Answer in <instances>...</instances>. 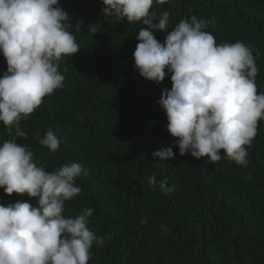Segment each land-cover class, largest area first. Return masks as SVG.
I'll use <instances>...</instances> for the list:
<instances>
[{"label": "trees", "instance_id": "16d2710c", "mask_svg": "<svg viewBox=\"0 0 264 264\" xmlns=\"http://www.w3.org/2000/svg\"><path fill=\"white\" fill-rule=\"evenodd\" d=\"M59 4L72 22L83 19L80 31L70 29L81 48L63 57L62 88L21 120L27 137L14 136L15 128L10 136L0 122V142L26 144L49 172L69 162L81 164L87 174L76 185L82 190L65 202L63 214L75 218L84 208L94 209L88 227L104 244H93L88 264H264V118L248 149L247 168L223 151L215 163L206 156H180L157 103L162 90L172 86L171 74L157 84L135 69L136 37L147 26L103 15L102 0ZM150 11L157 19L169 12L168 28L154 34L161 43L182 19L195 16L213 21L204 30L218 45L253 46L257 90L264 92V0H154ZM6 70L0 53V77ZM49 130L60 139L54 153L39 142ZM168 146L174 158H153L154 151ZM154 173L158 180L167 177L175 191L165 195L151 187L147 177ZM37 199L0 189L5 206L18 200L37 206Z\"/></svg>", "mask_w": 264, "mask_h": 264}, {"label": "clouds", "instance_id": "9594fccd", "mask_svg": "<svg viewBox=\"0 0 264 264\" xmlns=\"http://www.w3.org/2000/svg\"><path fill=\"white\" fill-rule=\"evenodd\" d=\"M153 3L102 0V13L120 23L142 21L147 26L136 37L135 69L157 84L171 74L172 86L162 90L157 103L166 112L167 130L176 138L173 144L179 155L206 156L215 163L223 151L228 160L247 168L248 149L264 118V92L258 94L255 81L259 69L254 47L240 41L218 45L214 35L204 30L213 21L195 16L182 19L161 43L154 34L168 28L170 16L165 11L157 19L150 11ZM73 26L80 31L83 19L72 22L59 0H0V53L7 64L0 77V122L10 136L15 128L14 136L26 138L21 120L45 96L62 88L63 57H72L81 48L70 31ZM88 27L98 32L95 24ZM39 142L53 153L60 148L52 130ZM152 155L165 162L175 153L168 146ZM82 173L87 174L76 162L49 172L38 166L26 144L15 139L0 142V189L8 196L27 193L38 198L37 206L19 200L6 206L0 203V264H88L93 244H104V238L88 227L94 209L84 208L75 218L63 214L65 202L82 190L76 185ZM147 182L165 195L175 191L167 177L158 180L155 173Z\"/></svg>", "mask_w": 264, "mask_h": 264}]
</instances>
